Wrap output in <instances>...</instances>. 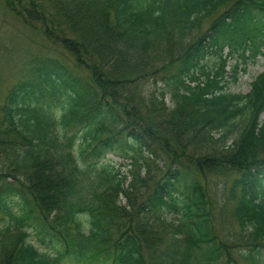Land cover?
Here are the masks:
<instances>
[{
  "label": "trees",
  "instance_id": "1",
  "mask_svg": "<svg viewBox=\"0 0 264 264\" xmlns=\"http://www.w3.org/2000/svg\"><path fill=\"white\" fill-rule=\"evenodd\" d=\"M3 2L76 65L54 54L32 60V77L13 83L0 104V264H59L63 254L202 264L196 249L205 264H241L220 235L246 244V264H264V68L247 92H231L221 53L227 46L246 61L261 51L264 0ZM213 53L222 64L215 70L205 62ZM146 78L153 87L143 93ZM159 149L169 162L138 191L134 179ZM110 152L129 159L125 172ZM229 171L220 184L228 180L233 202L223 216L227 206L216 207L208 183ZM28 228L63 249L50 255Z\"/></svg>",
  "mask_w": 264,
  "mask_h": 264
},
{
  "label": "rangeland",
  "instance_id": "2",
  "mask_svg": "<svg viewBox=\"0 0 264 264\" xmlns=\"http://www.w3.org/2000/svg\"><path fill=\"white\" fill-rule=\"evenodd\" d=\"M222 8L223 7H221L219 11L214 13L212 16L206 17L201 20L200 24L197 27L198 33L196 34V36L201 35L203 31L208 28L210 23L222 11ZM221 53L223 56L226 57V62L223 65L222 73L223 78L227 80L226 89L234 93L247 92L250 89V83L253 78L264 68V44L263 46H261L260 52H258L255 56L248 57L246 61H243L238 55V53L228 55L227 46H225L221 50ZM52 54L59 57L69 65H76L74 58L69 54L67 50H65L62 46H59L57 43L49 41L39 27L25 23L17 13H15L13 10L8 8L4 4L3 0H0V104L4 99L5 93L7 92L8 88L13 83H15L21 78H26L29 76L32 77V74H30L31 69L28 65L29 63H32V60L42 57L44 55ZM205 62L206 67L208 69L211 68L212 70L218 69V67L222 65L220 59L218 58V54L214 53L208 54L205 58ZM235 64H238V67L236 79H233L230 75ZM173 67L174 65L169 66L167 71H170ZM80 70L83 71V69ZM203 78H205L204 75H200V79ZM88 80L87 82H89ZM142 82L144 83L143 93L150 92L151 89L149 87H153V80L151 79L148 83V78H146ZM145 96L149 98V94ZM167 101L170 102L168 94ZM259 118L264 119V111L260 113ZM81 143L82 137L79 136L75 141V150H78V147ZM156 152L158 156L155 158L147 157L146 159L145 157L144 166L141 167V171L139 169L140 174L137 175L134 179V181L136 180L138 191L141 189H150V187L155 182L156 178L159 177V175L161 174V171L159 170H165V165H167L169 162L166 155L163 154L160 149L156 150ZM262 153L264 154V151ZM108 156L113 159L116 165H121L120 167L122 172H125L128 169V158L114 154L113 152L108 153ZM234 175L235 173L230 171L225 172L223 175H212V181L209 180L208 183L210 197L213 201H215V203H217L216 207H218L222 211L223 206H227L226 208H224V213H222L223 216H225V213H229V203H232L233 200L230 199L227 190V185L229 182L226 183V181L228 180L224 182V184L226 185L225 187L220 184V179L223 180L225 178H231ZM139 176L143 177L144 181L139 178ZM127 179H130V176H127ZM216 180L218 183L216 182ZM216 187L218 189L220 187H223V189L221 188L219 190L220 193H217L215 191ZM138 199L139 197H137L135 200ZM125 201V198H123L122 203H124ZM117 202L120 203V200L118 199ZM14 207L17 208L16 205H14ZM225 219L226 218L224 217L223 222L226 221ZM216 220L217 221H215V224L219 222L218 219ZM228 224L230 225L229 228L231 230L237 231L238 228L235 222L231 219L229 222V218L228 222H225V225ZM218 228L219 225H216L217 230ZM28 230V239L39 248L46 250L50 255L54 256L58 253V251L63 249V247L60 246L61 244L57 243V241L55 240L48 242V239L50 238L49 236L46 238V241L43 242L40 240V237L42 236L41 233H37L36 229L34 228H28ZM221 236L222 239L226 241L224 243L228 245V247H232L230 249L231 255L236 256V260L239 261L241 264H246L245 261L241 260L239 254V250L241 248H245L246 246L244 245L246 244L241 241L239 245L237 244L231 246L230 244H236V241H234L236 239L233 236L220 235V237ZM167 237L169 239L170 235H168ZM230 237H232V239H229ZM195 254L196 256L200 257L199 260H202V264H205L206 260L204 259V253L201 254L200 250L196 249ZM59 264H102V258L100 256H93L90 258H78L73 254H63L61 256V261ZM195 264L199 263L195 261ZM221 264H223V262Z\"/></svg>",
  "mask_w": 264,
  "mask_h": 264
}]
</instances>
